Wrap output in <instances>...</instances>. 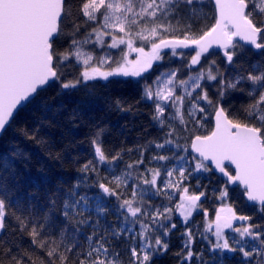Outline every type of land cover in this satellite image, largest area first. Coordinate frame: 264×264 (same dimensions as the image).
<instances>
[{
  "label": "snow or ice",
  "instance_id": "1",
  "mask_svg": "<svg viewBox=\"0 0 264 264\" xmlns=\"http://www.w3.org/2000/svg\"><path fill=\"white\" fill-rule=\"evenodd\" d=\"M126 83L139 98L111 105L147 109L155 134L143 143L106 150L97 126L75 175L39 195L0 161V264H158L177 233L175 264H264V0H0V140L16 134L52 156L21 113L63 117L69 98ZM66 119L71 131L81 108ZM230 186L243 211L227 203Z\"/></svg>",
  "mask_w": 264,
  "mask_h": 264
},
{
  "label": "trees",
  "instance_id": "2",
  "mask_svg": "<svg viewBox=\"0 0 264 264\" xmlns=\"http://www.w3.org/2000/svg\"><path fill=\"white\" fill-rule=\"evenodd\" d=\"M208 14L211 17L212 12L209 11ZM211 22L210 19L208 23ZM140 43L137 41V46H140ZM145 50H148L147 46H145ZM112 51L116 53V59H119L120 53L118 50ZM113 79L125 80L134 84L137 78L115 77ZM118 97L131 103L139 98V90L136 87H130L127 83L124 85H110L108 89H100L99 94L86 103H82L84 95L79 93L65 101V109L63 110L65 115L63 117L54 114L53 111L39 107L25 110L20 114L21 125L23 126L26 123L29 126L39 128V135L45 141L55 145L52 156L49 155L48 149L44 145L10 133L6 140H0V161H7L14 167L16 183L19 184L22 190L39 195L45 189L55 187L61 184L62 180L75 175L72 158L79 155L83 159L89 155L91 147L88 140L92 133L97 130V126L104 130L102 138L106 150L121 144L132 147L138 139L143 143L142 134L145 130L152 132L153 135L155 134L146 114L147 109L141 105L140 107L145 114L139 117L121 113L111 105V101ZM246 101L247 97L239 93L234 94L232 99V103L236 107L241 106ZM78 107L81 108V120L77 126L72 127L69 131L70 126L67 124L66 119L67 113ZM211 128L212 122L209 121L203 128L197 129L196 134H207ZM57 154L60 159L53 158ZM128 159V157H125V160ZM217 179L221 178L217 176ZM204 183H207V181H204ZM232 189L230 188L231 197L227 203H231L238 210L243 211L246 202L243 199L241 190L239 187H234L235 191H232ZM218 204L219 202L211 200L205 203L204 206L208 209L210 217H214ZM195 218L202 224L204 220L202 215H196ZM229 234L231 235V233ZM171 242V252L158 261V264H175L172 254L180 248L181 241L178 233L172 236ZM196 247L199 249L202 244L197 243ZM226 255L233 256L231 253ZM239 259V256H235L233 259L228 260L226 264H238Z\"/></svg>",
  "mask_w": 264,
  "mask_h": 264
},
{
  "label": "rangeland",
  "instance_id": "3",
  "mask_svg": "<svg viewBox=\"0 0 264 264\" xmlns=\"http://www.w3.org/2000/svg\"><path fill=\"white\" fill-rule=\"evenodd\" d=\"M136 53H130V55H129V59H135V57H136ZM220 207V203L218 204V208Z\"/></svg>",
  "mask_w": 264,
  "mask_h": 264
},
{
  "label": "water",
  "instance_id": "4",
  "mask_svg": "<svg viewBox=\"0 0 264 264\" xmlns=\"http://www.w3.org/2000/svg\"><path fill=\"white\" fill-rule=\"evenodd\" d=\"M166 50H167V49H166ZM212 126H213V124H212ZM217 176H218L219 178H221V177L219 176V174H217ZM234 187H237V186H230V188H234ZM243 199H244V201L247 203L246 198L243 197Z\"/></svg>",
  "mask_w": 264,
  "mask_h": 264
}]
</instances>
